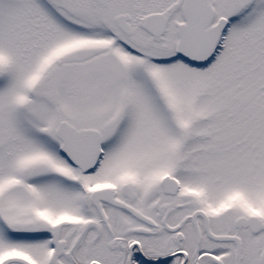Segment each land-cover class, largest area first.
I'll list each match as a JSON object with an SVG mask.
<instances>
[{
  "label": "snow or ice",
  "instance_id": "6c2138e0",
  "mask_svg": "<svg viewBox=\"0 0 264 264\" xmlns=\"http://www.w3.org/2000/svg\"><path fill=\"white\" fill-rule=\"evenodd\" d=\"M0 264H264V0H0Z\"/></svg>",
  "mask_w": 264,
  "mask_h": 264
}]
</instances>
